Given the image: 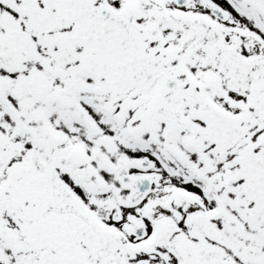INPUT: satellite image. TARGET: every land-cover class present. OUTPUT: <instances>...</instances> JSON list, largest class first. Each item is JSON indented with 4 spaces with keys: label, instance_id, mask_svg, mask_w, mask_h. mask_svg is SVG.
Instances as JSON below:
<instances>
[{
    "label": "flooded vegetation",
    "instance_id": "1",
    "mask_svg": "<svg viewBox=\"0 0 264 264\" xmlns=\"http://www.w3.org/2000/svg\"><path fill=\"white\" fill-rule=\"evenodd\" d=\"M84 1L160 63L114 91L62 0H0V264H264V14Z\"/></svg>",
    "mask_w": 264,
    "mask_h": 264
},
{
    "label": "water",
    "instance_id": "2",
    "mask_svg": "<svg viewBox=\"0 0 264 264\" xmlns=\"http://www.w3.org/2000/svg\"><path fill=\"white\" fill-rule=\"evenodd\" d=\"M248 1L264 14V0ZM59 14L76 22L74 36L83 35L93 41L100 37L102 41L95 48L96 55L90 53L91 46L86 47L83 65L105 78L111 88L123 90L135 86L144 89L152 82L159 62L151 54L143 53L127 21L112 12L102 17L99 8L84 0H62ZM66 262L69 264L68 260Z\"/></svg>",
    "mask_w": 264,
    "mask_h": 264
}]
</instances>
